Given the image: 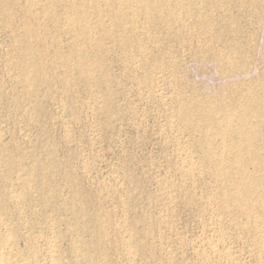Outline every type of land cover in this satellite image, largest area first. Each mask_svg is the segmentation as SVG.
I'll return each instance as SVG.
<instances>
[{"label": "rangeland", "instance_id": "rangeland-1", "mask_svg": "<svg viewBox=\"0 0 264 264\" xmlns=\"http://www.w3.org/2000/svg\"><path fill=\"white\" fill-rule=\"evenodd\" d=\"M0 215L26 264H264V0H0Z\"/></svg>", "mask_w": 264, "mask_h": 264}, {"label": "bare ground", "instance_id": "bare-ground-1", "mask_svg": "<svg viewBox=\"0 0 264 264\" xmlns=\"http://www.w3.org/2000/svg\"><path fill=\"white\" fill-rule=\"evenodd\" d=\"M47 1V0H46ZM33 2V1H32ZM36 2V1H35ZM52 2V1H51ZM48 4V3H47ZM51 4V3H50ZM50 4H48V5H50ZM47 5V6H48ZM48 8V7H47ZM53 8V7H52ZM34 9V8H33ZM37 9V8H36ZM51 9V8H50ZM122 10V9H121ZM49 11V10H48ZM99 11V10H98ZM74 12H76V11H74ZM117 12V11H116ZM47 13V12H46ZM118 13V12H117ZM43 14V13H42ZM74 14V13H73ZM79 14V13H78ZM82 18V17H81ZM70 20H71V18H70ZM75 20V19H74ZM66 24V23H65ZM61 25V24H60ZM71 25V24H70ZM28 30V29H27ZM80 33V32H79ZM77 34V33H76ZM78 36V35H77ZM83 37V36H82ZM87 37V36H86ZM75 48V47H74ZM73 48V49H74ZM61 56V55H60ZM26 62V61H25ZM26 68V67H25ZM81 70V69H80ZM28 71V70H27ZM31 77V76H30ZM259 104H262L263 105V102L262 101H259ZM232 108V107H231ZM227 115V114H226ZM244 115V114H243ZM230 116V115H229ZM228 115L227 116H225L224 117V121H225V123H230L232 120H230L231 118L229 117ZM228 125V124H227ZM241 127V126H240ZM235 129V128H234ZM223 130V129H222ZM240 130V129H239ZM239 130H237V131H239ZM226 131V130H225ZM224 132V131H223ZM241 132V131H240ZM238 133V132H237ZM225 134V133H224ZM223 135V134H222ZM235 135V134H234ZM240 135V134H239ZM238 135V136H239ZM241 136V135H240ZM233 137V136H232ZM227 138H228V136H227ZM240 140H241V138H240ZM238 143V142H237ZM242 143V142H241ZM246 143V142H245ZM238 159V158H237ZM240 159V158H239ZM238 159V160H239ZM242 160V159H241ZM235 161H237V160H235ZM240 162V161H239ZM239 162H238V164H239ZM217 172V171H216ZM19 174V173H18ZM32 175V174H31ZM24 176V175H23ZM225 176H226V174H225ZM24 180H25V178H23ZM18 180V179H17ZM16 180V181H17ZM27 185V184H26ZM239 190V189H238ZM240 191V190H239ZM26 192H28V191H26ZM237 192V191H236ZM243 192V191H242ZM14 194V193H13ZM231 194V193H230ZM237 194V193H236ZM249 194V193H248ZM12 195V194H11ZM235 195V194H234ZM244 195V194H243ZM14 196V195H13ZM16 196V195H15ZM12 197V196H11ZM17 197V196H16ZM16 197H14V198H16ZM19 197V196H18ZM17 197V198H18ZM24 197V196H23ZM13 198V197H12ZM25 198V197H24ZM20 199V198H19ZM11 200V199H10ZM238 200V199H237ZM255 200V199H254ZM259 200V199H258ZM11 202V201H10ZM16 202H18V201H16ZM19 204V203H18ZM245 204V203H244ZM243 204V205H244ZM15 205V204H14ZM17 205V204H16ZM257 205V204H256ZM238 207V206H237ZM241 208V207H240ZM261 210H262V208H261ZM20 212V211H19ZM15 213V212H14ZM20 214V213H19ZM35 214H38V213H35ZM1 216V215H0ZM35 216V215H34ZM218 216V215H217ZM20 217V216H19ZM34 218V217H33ZM1 219L3 220V218L1 217ZM57 220V219H56ZM7 221V220H6ZM1 222V221H0ZM78 224V223H77ZM2 226V225H1ZM0 226V227H1ZM5 226V227H4ZM4 229H5V231L6 232H11V231H9V228L4 224ZM50 226V225H49ZM53 227V226H52ZM69 227V226H68ZM2 228V227H1ZM0 228V229H1ZM51 228V227H50ZM78 228V227H77ZM99 228V227H98ZM32 229V228H31ZM11 230V229H10ZM1 231H2V229H1ZM56 231H58V230H56ZM55 232V231H54ZM59 232V231H58ZM60 233V232H59ZM11 234V233H10ZM50 234H52V233H50ZM56 234V233H55ZM217 234V233H216ZM2 235V234H1ZM7 235V234H6ZM22 235V234H21ZM28 235V234H27ZM5 236V235H4ZM3 235H2V242H0V244L2 243V245L3 246H5L6 247V249L8 250V252L7 253H2V255L0 256V264H26L24 261H22L21 259H17L16 258V253L14 252L13 253V247H12V245H13V238H11V237H4ZM20 236V235H19ZM18 236V237H19ZM1 237V236H0ZM56 237V236H55ZM217 237V236H216ZM30 238V237H29ZM223 237H221V239H222ZM218 239V238H217ZM30 240V239H29ZM219 240V239H218ZM262 240V239H261ZM27 241V240H26ZM214 242V241H213ZM221 243V242H220ZM48 245V244H47ZM220 246V245H219ZM1 247V246H0ZM51 247V246H50ZM54 246H52V248H53ZM208 247V246H207ZM217 247H218V244H217V242L216 243H212L211 245H210V247H209V252L210 253H216V252H218L219 250L217 249ZM2 250H3V247L1 248ZM5 249V250H6ZM50 249V248H49ZM79 249V248H78ZM126 249V248H125ZM128 249V248H127ZM203 251V250H202ZM224 251H226V250H224ZM223 251V252H224ZM52 252V251H51ZM129 252V251H128ZM229 252V251H228ZM228 252L227 253H223L222 254V256L226 259V261H227V263L229 264L230 263V261L232 260L231 258H230V256L228 255ZM76 253V252H75ZM49 254H51L50 252H49ZM203 254H204V251H203ZM202 254V255H203ZM206 254V253H205ZM207 254H208V252H207ZM218 254V253H217ZM229 254H230V252H229ZM220 255V254H219ZM231 255V254H230ZM208 257H209V254L207 255ZM51 257V256H50ZM220 257H221V255H220ZM223 257H221V258H223ZM21 258V257H20ZM51 259V258H50ZM231 259V260H230ZM53 260V259H52ZM54 260H56V258L54 259ZM224 261V260H223ZM51 262V261H50ZM53 262V261H52ZM55 262V261H54ZM56 263V262H55ZM57 263H58V261H57ZM226 263V264H227ZM231 264V263H230Z\"/></svg>", "mask_w": 264, "mask_h": 264}]
</instances>
